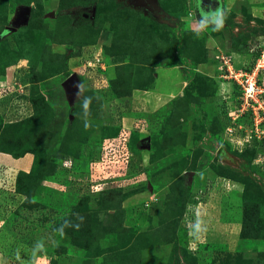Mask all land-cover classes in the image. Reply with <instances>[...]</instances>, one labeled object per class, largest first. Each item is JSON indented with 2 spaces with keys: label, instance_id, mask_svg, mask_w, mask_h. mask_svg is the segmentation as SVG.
<instances>
[{
  "label": "rangeland",
  "instance_id": "obj_1",
  "mask_svg": "<svg viewBox=\"0 0 264 264\" xmlns=\"http://www.w3.org/2000/svg\"><path fill=\"white\" fill-rule=\"evenodd\" d=\"M194 1L158 0L160 16L134 0H0V87L37 105L33 124L0 126L33 158L30 190L6 195L20 213L9 235L0 227V264H264V148L237 146L249 117L237 120L239 89L216 66L232 43L264 34V0H223L219 30L198 28ZM93 4V19L77 13ZM20 7L33 18L7 29ZM95 49L104 69L85 64ZM137 88L168 104L133 107ZM0 164L14 189L20 170Z\"/></svg>",
  "mask_w": 264,
  "mask_h": 264
},
{
  "label": "built area",
  "instance_id": "obj_2",
  "mask_svg": "<svg viewBox=\"0 0 264 264\" xmlns=\"http://www.w3.org/2000/svg\"><path fill=\"white\" fill-rule=\"evenodd\" d=\"M234 30L239 32L240 28L234 27ZM234 53L243 58L239 66L235 62ZM92 55V58L85 63L88 65L87 67L94 68L98 64L96 67L104 69V67H101L103 63L99 59L100 55L97 53V50L93 51ZM216 59L219 60L216 66L220 68V76L232 79L239 89L238 96L240 101L237 107L239 114L235 115L238 117L237 120L241 118L240 115H243V113H246L249 117V128L246 127L244 133H240L239 131L238 136H236L237 146L242 149L246 148L247 143H250L252 139H257L263 143L264 148V34H258L253 37L242 51L230 46L228 52L221 51V54L216 55ZM4 86L0 87V113L3 115L5 121H16L31 115L32 104L28 93L25 94L26 91H15L12 86V88H8L7 85ZM238 123L243 122L239 121ZM232 126L231 118L230 122H226V132L229 133L230 136L228 137L231 141H233V134H231L233 131L231 130ZM124 148L128 147L125 145ZM257 156L255 161L258 166L262 167L264 156L262 153H259ZM3 170H5L4 167ZM1 171L2 165L0 164ZM220 182L222 183V180H218L215 184L217 185ZM0 186L3 185L0 184Z\"/></svg>",
  "mask_w": 264,
  "mask_h": 264
},
{
  "label": "trees",
  "instance_id": "obj_3",
  "mask_svg": "<svg viewBox=\"0 0 264 264\" xmlns=\"http://www.w3.org/2000/svg\"><path fill=\"white\" fill-rule=\"evenodd\" d=\"M76 0H71V2L68 4L67 3V5L69 6V5H73V4H75L76 2H75ZM93 5H95V4H93ZM92 5V6H93ZM91 6V7H92ZM96 12H97V7H96ZM58 13V15H61V16H64L65 14H64V12L63 11H58L57 12ZM34 14H35V10L32 8V10H31V18L29 19V22L31 21V19L33 18V16H34ZM234 28V27H233ZM232 28V29H233ZM248 42H249V40H248ZM248 42H245L244 40H237V41H235L234 42V44L232 43L231 44V46L234 48V49H236V50H244V48H245V46L248 44ZM30 102H31V104H32V113H31V115H29V116H27V117H25V118H23V119H20V120H16V121H5V119H4V117H3V115L0 113V126H2V127H4V128H7L6 130H8L9 131V129L11 128V126L12 125H16V126H13V129L15 128V129H17V128H19V127H21V126H23V125H25V124H28V123H31V124H33L32 122L36 119V117H37V115H36V113H37V105L35 104V101H34V99H32V97L30 98ZM222 118V117H221ZM220 118V121L222 122V119ZM17 123H19V124H17ZM113 125H115V124H113ZM116 125L117 126H119L117 123H116ZM115 125V126H116ZM3 128V129H4ZM118 132V131H117ZM3 135V136H2ZM1 135V131H0V151L1 152H5V153H9V154H11V155H13L14 157H21V156H23L26 152H28L29 150H24V152L22 153H19V150L22 148L21 147V143L19 142V143H17V141L16 140H13V139H11L8 135H7V133H4V134H2ZM118 135V134H117ZM116 135V136H117ZM111 138V137H110ZM106 139H109V138H106ZM104 140H102V142H103ZM102 142L99 144V145H101L102 144ZM99 145H96V146H99ZM128 147V146H127ZM263 149V143L261 142V143H259L257 140H255L254 141V143L252 144V146L251 147H249L248 149H246V151H248V153H251L252 154V157L258 152V151H260V150H262ZM22 150V149H21ZM86 151V150H85ZM30 152V151H29ZM71 156V155H70ZM89 159V158H88ZM65 160H66V156H63V158H62V160H61V162L60 163H57L58 164V166L56 165V167H55V171L57 172L58 170H59V164L60 165H64L65 164ZM71 160L73 161V156H71ZM71 165V164H70ZM73 165V164H72ZM40 171H48L47 169H45V168H42V169H40ZM31 170L30 171H23V170H20L19 172H18V174H17V178H16V181H15V187H14V192L15 193H18V194H21V195H26V192L27 191H29L28 189H22L23 188V186L24 187H28V180H29V176H30V174H31ZM61 172H66V173H69V174H73L74 173V170L72 169V168H63L62 169V171ZM39 174V173H38ZM43 175V174H42ZM42 176H40L39 178H41ZM45 179H46V177L45 178H42V179H40V182L38 183V185L36 186L37 188L36 189H33V190H35V192L37 191V189H38V187L40 186V185H42V183H43V181H45ZM31 182V181H30ZM29 182V183H30ZM39 190V189H38ZM8 193H11V191H9V190H6V189H3V188H0V195H1V197H0V211L2 212V213H8V214H10L9 215V217H8V220L9 219H13L14 218V214L16 213H20L19 211L20 210H15V208H17V207H15V208H13L11 205H13V200L12 199H9V198H7V194ZM25 200V199H24ZM25 205V201H23L22 203H20L19 204V206L18 207H20V206H22V208L23 207H25L24 206ZM189 252H190V255H192V256H199V250H197L196 252H194V251H192V250H189ZM187 255V254H186Z\"/></svg>",
  "mask_w": 264,
  "mask_h": 264
},
{
  "label": "crops",
  "instance_id": "obj_4",
  "mask_svg": "<svg viewBox=\"0 0 264 264\" xmlns=\"http://www.w3.org/2000/svg\"><path fill=\"white\" fill-rule=\"evenodd\" d=\"M201 67V66H200ZM169 72V71H168ZM170 95V94H168ZM167 95V93H163V91H152V90H146L144 89H136L133 92V95L131 96L129 102L132 104L133 107H138V106H142L144 105L143 102H139L138 100H143V98L145 99V106L149 107V110H155L159 107H161L164 104H168V100L167 98H169ZM142 96V97H141ZM147 110V111H149ZM103 143V142H102ZM0 161L15 167L16 170H25L28 171L29 168L32 165L33 162V158L31 153H25L23 156L21 157H14L13 155L9 154V153H5V152H1L0 151ZM8 186H4V188H6V190L12 191L14 189H9L10 187ZM0 188H3V186H0ZM21 200V199H20ZM20 202V201H19ZM10 214L8 213H0V227L2 228V226H4V233H7L9 235V232L11 231L10 229H12V223L13 221L11 220V224H8V217ZM8 225V226H7Z\"/></svg>",
  "mask_w": 264,
  "mask_h": 264
},
{
  "label": "water",
  "instance_id": "obj_5",
  "mask_svg": "<svg viewBox=\"0 0 264 264\" xmlns=\"http://www.w3.org/2000/svg\"><path fill=\"white\" fill-rule=\"evenodd\" d=\"M150 4L152 3V8H149L150 10H160V7L158 5V0H147ZM150 7V6H149ZM90 18L93 19L95 12H96V5H93L90 8H87ZM31 14V7H20L18 15L13 19L11 26H9L7 29L9 30H15L17 26L22 24H27L30 19ZM86 15V14H85ZM88 15V14H87ZM164 16V15H163ZM65 85L68 89V94L70 100L74 98V96H77L79 94V90L81 88L78 76L76 73L71 74L65 81Z\"/></svg>",
  "mask_w": 264,
  "mask_h": 264
},
{
  "label": "flooded vegetation",
  "instance_id": "obj_6",
  "mask_svg": "<svg viewBox=\"0 0 264 264\" xmlns=\"http://www.w3.org/2000/svg\"><path fill=\"white\" fill-rule=\"evenodd\" d=\"M223 2H224L223 0H195L194 6H195V11H196V15H197L198 19H200V16L202 13L214 11L217 9L222 10L224 8ZM134 3L137 6L144 7L146 10H148L149 12H151L155 15H160V16L162 15L163 16V14H164V13H162L163 11L161 12L160 10H154V11L150 10L149 8H152V3L150 4L147 0H134ZM84 11L85 12L78 11L77 13L80 12L81 17H84V18L89 17L90 18V15H87V13H86V8L84 9Z\"/></svg>",
  "mask_w": 264,
  "mask_h": 264
},
{
  "label": "clouds",
  "instance_id": "obj_7",
  "mask_svg": "<svg viewBox=\"0 0 264 264\" xmlns=\"http://www.w3.org/2000/svg\"><path fill=\"white\" fill-rule=\"evenodd\" d=\"M224 12L222 10H214L209 11L206 13H202L200 16V19L198 21V28L199 29H205L208 26H212L214 30H219L224 23ZM85 107L87 106L88 101L85 100ZM112 125V124H111ZM40 245H37V248H39Z\"/></svg>",
  "mask_w": 264,
  "mask_h": 264
}]
</instances>
